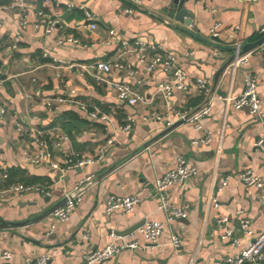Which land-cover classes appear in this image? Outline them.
Returning <instances> with one entry per match:
<instances>
[{
    "label": "crops",
    "instance_id": "crops-1",
    "mask_svg": "<svg viewBox=\"0 0 264 264\" xmlns=\"http://www.w3.org/2000/svg\"><path fill=\"white\" fill-rule=\"evenodd\" d=\"M173 1L142 0L141 6L133 8L124 0H0V109L7 111L0 113V189L18 182L40 185L51 194H13L0 201V257L5 251L12 254L10 262L0 258V264H26V258L42 256H49L48 264H88L86 256L109 244L112 233L143 220L166 222L159 209L156 180L174 169L180 156L197 166L199 174L184 186L171 188L169 201L175 206L187 204L189 217L173 221L154 245L146 244L139 232L117 235L116 242L137 241L142 248L122 251L104 264H187L194 256L198 264H214L248 244L238 220L242 210L254 234L264 231V145L256 146L264 135V48L250 51L249 63L234 76L228 66L220 73L233 57L235 43L245 45L264 37V0H189L185 7L194 13L190 26L175 20ZM130 7L132 14H126ZM22 18L27 22L25 29ZM50 18L61 25L47 33ZM90 23L97 28L92 30ZM215 23L221 24L217 40L210 35ZM110 30H115L114 37ZM65 36L77 38L79 44H59ZM15 37L20 39L17 49L13 48ZM136 39L175 53L178 67L187 73L188 89L176 91L169 104L157 89L173 73L147 72L137 53L124 52L122 42L132 44ZM116 59L132 64L137 74L87 70L96 62ZM247 72L258 82V117L248 108L228 107L223 99L242 94ZM201 78L211 83L212 103L211 115L201 121L203 130L190 123L170 126L146 120L151 114L167 113L169 106L197 110L206 101L196 88ZM117 82L128 85L144 101L129 105L120 100L111 86ZM59 97L97 108L107 120L89 118L75 103L48 111L44 100ZM129 116L136 124L123 132L120 129ZM17 125L25 132L20 133ZM204 130L211 132L212 141L195 145V140L204 138ZM38 136L53 156L50 164L32 167L23 154L39 150ZM60 137L67 140L56 148ZM111 138L115 144L101 163L66 169L67 155L94 157ZM249 169L262 178L261 189L246 188L240 181L239 175ZM4 174L8 179L2 178ZM88 176L94 178L93 183L86 187L73 216L68 222H56L54 233L48 235L52 213L37 218L63 205ZM226 178L228 185L219 191L218 185ZM111 195H135L141 202L132 214L118 211L108 216L105 201ZM211 196L217 197L219 208H213ZM221 216L231 218L228 227L241 241L237 249L221 239L222 231L216 227ZM21 223L25 224L14 225ZM173 234L180 236L178 248L171 244Z\"/></svg>",
    "mask_w": 264,
    "mask_h": 264
},
{
    "label": "built area",
    "instance_id": "built-area-1",
    "mask_svg": "<svg viewBox=\"0 0 264 264\" xmlns=\"http://www.w3.org/2000/svg\"><path fill=\"white\" fill-rule=\"evenodd\" d=\"M50 2L51 0H44ZM131 7H139L142 5V0H124ZM248 3H255L258 0H243ZM72 4L68 5V8L71 9ZM125 10L126 14H132V8ZM39 16H45L43 12L38 13ZM86 17L89 21H92L93 18L91 14L86 13ZM48 26L46 28L47 33H51L55 28L60 27V21L58 19H49ZM21 26L23 29L26 28L27 22L22 18ZM90 28L95 30L97 25L90 23ZM220 23H215L214 26L210 29V35L213 39L220 36ZM115 30H110V37L115 36ZM261 33L264 34V26L261 28ZM20 42L19 37H15L13 48L17 49ZM59 44H69L77 45L79 40L73 36L61 37L58 40ZM243 43L237 42L233 46V57L232 61L228 65L227 71L234 76L238 70L243 67H246L249 63V58L251 53H243ZM122 48L124 52H134L138 54L139 62L146 67L147 72L153 73L156 70H163L167 73H171L174 69L172 77L163 83L158 85L157 92L158 94L169 104L170 99L176 91H186L188 89V75L187 73L178 67L179 59L175 53L167 51L162 45H155L148 42H145L143 39H136L132 44L128 41L122 42ZM264 48V43L262 44ZM147 54H152L148 59ZM220 54L214 53V56L217 57ZM44 57L48 58V54H44ZM61 64H64V61H60ZM87 70L90 71H101L105 73H111L115 71L117 73L125 72L128 76L134 77L137 72L133 69L132 64L123 62L121 60H114L112 62L101 63L96 62L91 66L87 67ZM0 81H1V72H0ZM112 88L115 89L120 100L128 103L129 105H136L139 102L144 101L143 98L137 95L128 85L117 82L111 84ZM197 90L206 98L205 103L200 106L197 110H187V109H178L173 106H169V111L165 114L154 113L151 114L146 120L159 121V122H168V125H175L178 123H190L195 126L197 130H203L201 121L211 115L212 112V103L210 100L211 94V83L206 78H201L196 81ZM226 101L228 107H232L235 110H241L248 108L251 115L258 117L260 115L261 109V98L258 93V82L257 78L253 76L250 72H247L244 79V89L240 96L232 97L226 96L223 98ZM75 103L79 105L82 110L87 114L91 119H101L107 120V115L102 111L95 108L91 110L87 105L81 104L77 101H71L64 97L52 98L44 100V105L48 111L54 112L60 110L61 106L69 105ZM1 114H6L7 111L5 108L0 109ZM136 124V119L133 116L127 118L125 126L120 130L123 132H129ZM17 130L20 133H24V129L17 125ZM205 136L202 139L195 140L193 143L195 145L199 144H208L212 141L213 137L210 131L204 130ZM39 144V150L36 152H31L29 150L25 151L23 154L24 161L32 167H41L45 166L47 163L50 164L52 161L53 153L49 151L46 147V144L43 142L39 136L36 138ZM67 140L66 137H60L59 140L55 141V147L60 148L62 141ZM115 144L113 138L109 139L105 146L101 147L96 156L79 158L71 155H67L65 158L66 169L75 170L78 168H83L85 166L101 163L106 155L107 149L112 147ZM264 145V135L257 141L256 146L261 147ZM199 174V169L194 164L187 161L184 157H178L177 166L166 172L163 176L156 180V191L160 197L159 209L163 211L166 215V222L160 221H148L145 222L136 232H139L145 243L148 245H154L159 242L162 238V235L165 232V229L175 220H186L189 217L188 205L175 206L172 205L169 201V190L175 186H184L189 180L193 179ZM9 175L4 174L2 178L4 180L8 179ZM240 181L246 186V188H257L261 189L263 187V180L258 176L253 170L249 169L244 171L239 175ZM94 178L92 176L86 177L76 186L73 192L67 195L66 201L63 205L58 207L53 211L51 225L47 231L48 235H51L55 231L56 222H68L73 216L77 205L82 200V195L86 187L90 186L93 183ZM228 185V178H226L221 184L218 185V190L222 191ZM39 192L46 196L51 194L45 190L40 185H26L23 183H10L4 188L0 189V201L5 198L12 196L13 194H22V193H31ZM210 201L212 202L213 208L217 209L220 207V203L216 196H211ZM141 202V199L138 196H127L120 197L116 195L109 196L105 201V213L106 215H111L114 212H122L125 215L132 214L138 204ZM238 220L241 230L244 232L246 238L249 239L248 244L234 255L226 256L225 258L215 262L214 264H264V231L259 234H254V231L251 226V222L248 218L243 217V210L238 211ZM231 218L229 216H221L216 221V227L222 231L221 239L231 246L234 249H237L241 241L235 237L234 231L228 227ZM133 235V234H132ZM88 239V236L84 237ZM112 241L107 244L104 248L96 250L86 256V262L88 264H104L107 261L111 260L113 257L125 250H138L142 246L137 241H123L121 243L116 242L115 233L111 234ZM180 236L173 234L171 236V244L174 248L180 247ZM1 260L4 262H10L12 259V254L9 251H5L1 255ZM49 256H42L38 259L26 258V264H48ZM187 264H198L195 256Z\"/></svg>",
    "mask_w": 264,
    "mask_h": 264
},
{
    "label": "water",
    "instance_id": "water-1",
    "mask_svg": "<svg viewBox=\"0 0 264 264\" xmlns=\"http://www.w3.org/2000/svg\"><path fill=\"white\" fill-rule=\"evenodd\" d=\"M188 1L189 0H174L173 4L171 5V8H173V10H174L175 20L177 22L185 24L186 26H190L193 24V16H194V13L190 10H187V8L185 7V3ZM214 40H217V38H215ZM263 43H264V37L261 38L260 40H258L257 42L245 44L243 46V53H248V52L260 47ZM231 61H232V58L223 67V69L220 72L221 74L224 72V70L227 68V66L230 64ZM174 72H175V69L172 71V73H174ZM63 203H65V202H63ZM60 206H61V204L51 208L50 210H48L46 213H44L43 215H41L37 219L41 220V219L48 217L51 213H53L54 210H56ZM145 222L146 221L143 220L142 222L134 224L125 230H120V231L116 232L115 235L116 236L117 235L118 236H130L133 233H135L141 226H143L145 224ZM27 223H29V222H27ZM23 224H25V223L14 224V225H23Z\"/></svg>",
    "mask_w": 264,
    "mask_h": 264
},
{
    "label": "trees",
    "instance_id": "trees-1",
    "mask_svg": "<svg viewBox=\"0 0 264 264\" xmlns=\"http://www.w3.org/2000/svg\"><path fill=\"white\" fill-rule=\"evenodd\" d=\"M11 183V182H10Z\"/></svg>",
    "mask_w": 264,
    "mask_h": 264
}]
</instances>
